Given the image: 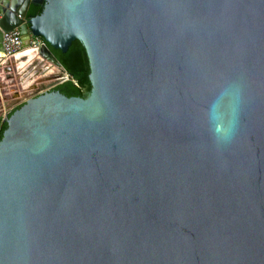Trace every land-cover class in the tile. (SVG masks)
Wrapping results in <instances>:
<instances>
[{
	"label": "water",
	"instance_id": "obj_1",
	"mask_svg": "<svg viewBox=\"0 0 264 264\" xmlns=\"http://www.w3.org/2000/svg\"><path fill=\"white\" fill-rule=\"evenodd\" d=\"M0 11V71L18 28L65 73L4 119L0 264H264V0ZM75 40L87 98L54 89Z\"/></svg>",
	"mask_w": 264,
	"mask_h": 264
},
{
	"label": "rangeland",
	"instance_id": "obj_2",
	"mask_svg": "<svg viewBox=\"0 0 264 264\" xmlns=\"http://www.w3.org/2000/svg\"><path fill=\"white\" fill-rule=\"evenodd\" d=\"M17 60L10 59L6 68L0 71L1 122L7 119L16 107L37 92L43 91V87L57 83L58 77L65 75L54 63L44 59L38 52L31 58L18 56ZM19 63L21 65H18ZM60 71L64 75L60 74Z\"/></svg>",
	"mask_w": 264,
	"mask_h": 264
},
{
	"label": "trees",
	"instance_id": "obj_3",
	"mask_svg": "<svg viewBox=\"0 0 264 264\" xmlns=\"http://www.w3.org/2000/svg\"><path fill=\"white\" fill-rule=\"evenodd\" d=\"M43 10V4L33 5L30 16H37L41 14ZM42 40L44 41L43 38ZM50 48L65 70L71 75V79L57 85L54 89L59 90L68 97L77 96L87 98L92 90V83L90 80L91 66L88 53L83 43L80 40H75L67 52L53 47ZM22 105L16 107L9 115H12L15 110L19 109ZM7 128L8 123L5 120L2 122L0 128V141L3 139L4 132Z\"/></svg>",
	"mask_w": 264,
	"mask_h": 264
},
{
	"label": "built area",
	"instance_id": "obj_4",
	"mask_svg": "<svg viewBox=\"0 0 264 264\" xmlns=\"http://www.w3.org/2000/svg\"><path fill=\"white\" fill-rule=\"evenodd\" d=\"M5 52L3 55L7 59H17L19 54L25 49L24 40L21 31L16 28L10 31H6L4 34ZM44 43L41 37H35L32 40L30 49H38L40 51L41 45ZM38 51V53H40ZM19 65V64H18ZM2 122L0 121V128Z\"/></svg>",
	"mask_w": 264,
	"mask_h": 264
},
{
	"label": "bare ground",
	"instance_id": "obj_5",
	"mask_svg": "<svg viewBox=\"0 0 264 264\" xmlns=\"http://www.w3.org/2000/svg\"><path fill=\"white\" fill-rule=\"evenodd\" d=\"M38 52V49H30L29 47H26L20 54L19 56L25 54L26 56L24 57H28V58H31L33 57L35 54H37ZM22 57V56H21ZM60 70H62L58 65H56ZM63 71V70H62ZM60 74L64 75L63 72L60 71Z\"/></svg>",
	"mask_w": 264,
	"mask_h": 264
},
{
	"label": "crops",
	"instance_id": "obj_6",
	"mask_svg": "<svg viewBox=\"0 0 264 264\" xmlns=\"http://www.w3.org/2000/svg\"><path fill=\"white\" fill-rule=\"evenodd\" d=\"M0 16H1V11H0ZM22 57H24V56H26L25 54H23V55H21ZM8 60H10V59H8ZM17 60V59H16ZM17 61H19V60H17ZM20 62V61H19ZM19 65H21L20 63H19ZM62 72V71H61Z\"/></svg>",
	"mask_w": 264,
	"mask_h": 264
}]
</instances>
